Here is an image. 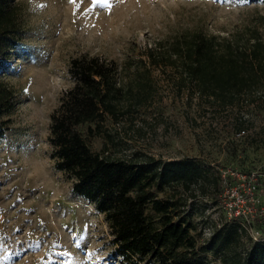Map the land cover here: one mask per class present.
Listing matches in <instances>:
<instances>
[{
    "label": "rangeland",
    "instance_id": "1",
    "mask_svg": "<svg viewBox=\"0 0 264 264\" xmlns=\"http://www.w3.org/2000/svg\"><path fill=\"white\" fill-rule=\"evenodd\" d=\"M108 3L110 8L92 0L13 1L19 41L0 61V83L14 94L13 110L0 117V264H122L111 257L103 215L72 193L71 181L49 157L50 115L72 86L70 60L82 55L114 61L121 85L133 88V109L118 121L106 120L102 136L89 144L94 152L105 150L112 158L194 159L210 166V181L227 170L249 172L259 176L264 190V101L232 111L211 108L185 93L178 67H153L146 56L153 50L164 58L189 34L224 38L263 28L264 3ZM141 78L147 81L146 95L136 88ZM211 182L191 188L202 241L231 220ZM244 228L235 246L240 252L264 241V219Z\"/></svg>",
    "mask_w": 264,
    "mask_h": 264
},
{
    "label": "trees",
    "instance_id": "2",
    "mask_svg": "<svg viewBox=\"0 0 264 264\" xmlns=\"http://www.w3.org/2000/svg\"><path fill=\"white\" fill-rule=\"evenodd\" d=\"M13 1L0 0V61L19 41ZM262 25L224 38L186 35L164 58L149 50L148 64L178 67L185 93L211 108L251 107L256 100L264 101ZM67 73L72 86L50 115L49 157L56 171L71 181L72 193L103 215L112 258L122 264H264V241L251 242L243 252L236 250L246 234L240 219H231L202 241L192 206L197 194L191 188L212 181L219 196L220 172L210 181V166L194 159L163 161L140 154L112 158L105 150L90 148L102 136L107 119L118 121L133 109L129 103L133 88L121 85L114 61L82 55L70 60ZM146 87L147 81L139 79L137 90L146 95ZM13 108V91L0 83V117ZM167 190L171 193L162 196ZM263 219L264 215L251 226Z\"/></svg>",
    "mask_w": 264,
    "mask_h": 264
},
{
    "label": "built area",
    "instance_id": "3",
    "mask_svg": "<svg viewBox=\"0 0 264 264\" xmlns=\"http://www.w3.org/2000/svg\"><path fill=\"white\" fill-rule=\"evenodd\" d=\"M255 173L227 170L221 173L219 204L229 219H240L246 226L264 215L263 186Z\"/></svg>",
    "mask_w": 264,
    "mask_h": 264
},
{
    "label": "snow or ice",
    "instance_id": "4",
    "mask_svg": "<svg viewBox=\"0 0 264 264\" xmlns=\"http://www.w3.org/2000/svg\"><path fill=\"white\" fill-rule=\"evenodd\" d=\"M71 3H75V0H70ZM100 3H104V4H108L109 8L111 7V5L108 3V0H92V4L93 5H96V4H100ZM78 7V5H77ZM85 11H88L87 9H85ZM74 15H75V12H74ZM3 237H0V240H2ZM57 245H53V247H56ZM77 247H79V243H77L76 245ZM3 245H0V248H2ZM65 255H67V253H65ZM94 255V253H89V256H92Z\"/></svg>",
    "mask_w": 264,
    "mask_h": 264
}]
</instances>
